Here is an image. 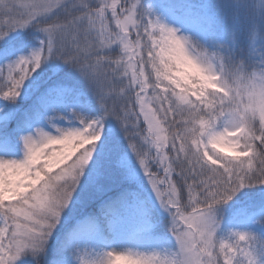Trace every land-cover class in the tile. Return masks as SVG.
Masks as SVG:
<instances>
[{
    "label": "snow or ice",
    "instance_id": "snow-or-ice-1",
    "mask_svg": "<svg viewBox=\"0 0 264 264\" xmlns=\"http://www.w3.org/2000/svg\"><path fill=\"white\" fill-rule=\"evenodd\" d=\"M0 264H264V0H0Z\"/></svg>",
    "mask_w": 264,
    "mask_h": 264
},
{
    "label": "trees",
    "instance_id": "trees-1",
    "mask_svg": "<svg viewBox=\"0 0 264 264\" xmlns=\"http://www.w3.org/2000/svg\"><path fill=\"white\" fill-rule=\"evenodd\" d=\"M70 163V162H69ZM54 171H58V170H54Z\"/></svg>",
    "mask_w": 264,
    "mask_h": 264
}]
</instances>
